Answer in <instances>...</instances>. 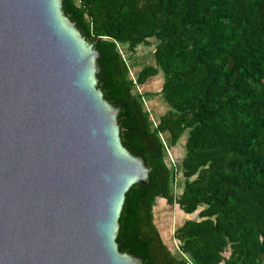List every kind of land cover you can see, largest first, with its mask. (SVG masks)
Segmentation results:
<instances>
[{
	"label": "trees",
	"instance_id": "obj_1",
	"mask_svg": "<svg viewBox=\"0 0 264 264\" xmlns=\"http://www.w3.org/2000/svg\"><path fill=\"white\" fill-rule=\"evenodd\" d=\"M61 10L99 55L95 88L118 110L121 145L148 169L125 194L118 252L138 264H264V0H61ZM150 40L153 64L133 75L122 50ZM160 75L168 110L155 119L142 88ZM186 132L175 197L167 150ZM163 200L195 216L173 233L177 255L155 225Z\"/></svg>",
	"mask_w": 264,
	"mask_h": 264
},
{
	"label": "water",
	"instance_id": "obj_2",
	"mask_svg": "<svg viewBox=\"0 0 264 264\" xmlns=\"http://www.w3.org/2000/svg\"><path fill=\"white\" fill-rule=\"evenodd\" d=\"M61 0H0V264H138L115 244L148 169Z\"/></svg>",
	"mask_w": 264,
	"mask_h": 264
},
{
	"label": "rangeland",
	"instance_id": "obj_3",
	"mask_svg": "<svg viewBox=\"0 0 264 264\" xmlns=\"http://www.w3.org/2000/svg\"><path fill=\"white\" fill-rule=\"evenodd\" d=\"M156 42L154 40L149 41V45L140 46L137 48L136 54H128L125 49L122 50L123 55L128 59V68L130 69L133 75H136L143 67L153 64V50ZM85 47H88L89 44L84 40ZM127 54L130 55L127 57ZM162 75L150 79L146 86L142 88V92L147 91L151 93L150 97L147 98L148 108L151 110V114L155 119L160 115L164 114L167 110V104L163 97L160 94L161 84H162ZM144 90V91H143ZM188 137V133L184 134L176 146L170 147L169 153L173 158V161L177 165V170L175 179L172 185L171 193L177 197L180 194L181 188L183 187V177L179 172V165L182 162L185 156V142ZM169 145V142L166 141ZM170 166L172 164L170 162ZM195 216H189L180 210L177 204L167 205L164 200L159 201L156 208L154 209V221L155 225L159 229L161 237L169 249L177 255V246L178 242L174 240L173 233L174 231L183 225L185 222L194 219Z\"/></svg>",
	"mask_w": 264,
	"mask_h": 264
},
{
	"label": "built area",
	"instance_id": "obj_4",
	"mask_svg": "<svg viewBox=\"0 0 264 264\" xmlns=\"http://www.w3.org/2000/svg\"><path fill=\"white\" fill-rule=\"evenodd\" d=\"M167 154H168V157H169V161H170L171 164H172V169L175 170V171H177V165H176V163L173 161V158H172V156L170 155V153H169L168 150H167Z\"/></svg>",
	"mask_w": 264,
	"mask_h": 264
}]
</instances>
